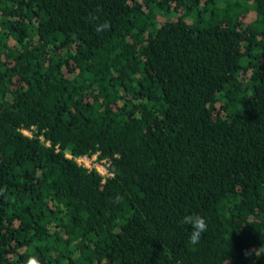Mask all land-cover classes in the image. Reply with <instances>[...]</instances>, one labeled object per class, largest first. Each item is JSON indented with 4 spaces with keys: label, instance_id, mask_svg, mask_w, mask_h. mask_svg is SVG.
<instances>
[{
    "label": "trees",
    "instance_id": "trees-1",
    "mask_svg": "<svg viewBox=\"0 0 264 264\" xmlns=\"http://www.w3.org/2000/svg\"><path fill=\"white\" fill-rule=\"evenodd\" d=\"M30 256L264 264V0H0V264Z\"/></svg>",
    "mask_w": 264,
    "mask_h": 264
},
{
    "label": "clouds",
    "instance_id": "clouds-1",
    "mask_svg": "<svg viewBox=\"0 0 264 264\" xmlns=\"http://www.w3.org/2000/svg\"><path fill=\"white\" fill-rule=\"evenodd\" d=\"M90 20L97 21L98 17L95 15L90 16ZM110 23L105 21L102 23H97L95 26V30L97 33L107 31L110 29ZM117 202L122 200V197L116 198ZM180 223L190 227L191 231L189 233V244L192 246L198 245L200 243L202 234L206 233L208 230L207 220L198 214H188L182 217ZM245 256H257V249L246 250ZM25 264H40V261L35 256H30L25 261Z\"/></svg>",
    "mask_w": 264,
    "mask_h": 264
},
{
    "label": "built area",
    "instance_id": "built-area-1",
    "mask_svg": "<svg viewBox=\"0 0 264 264\" xmlns=\"http://www.w3.org/2000/svg\"><path fill=\"white\" fill-rule=\"evenodd\" d=\"M21 130L27 134L30 135L31 131L28 128L22 127ZM70 156V155H69ZM74 159L78 164H81L85 167L92 168L94 167L101 175L102 181H104L105 177L110 174L108 171V161L106 158H97V153H93L91 155L88 154H80L78 156H75Z\"/></svg>",
    "mask_w": 264,
    "mask_h": 264
}]
</instances>
